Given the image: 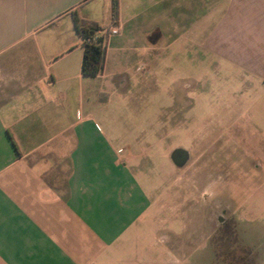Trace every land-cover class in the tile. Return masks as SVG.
Returning <instances> with one entry per match:
<instances>
[{
  "label": "crops",
  "instance_id": "crops-1",
  "mask_svg": "<svg viewBox=\"0 0 264 264\" xmlns=\"http://www.w3.org/2000/svg\"><path fill=\"white\" fill-rule=\"evenodd\" d=\"M75 14L101 33L120 27L98 75L82 73ZM160 70L179 73L182 90L201 87L220 105L216 130L188 135V184L221 185L211 198L188 197L194 226H208L212 202L225 200L226 120L232 144L247 146L254 168H264V0H119L117 19L112 0H0V264L169 263L170 233L158 236L151 226L161 221L152 214L158 179L138 168L150 152L167 156L150 122L161 108L97 110L106 93L128 107V89L159 81ZM188 71L201 81L188 82ZM145 118L144 127L130 125ZM170 158L176 165L174 150ZM254 183L250 197L263 202L264 181ZM230 214L256 257L244 228L256 235L264 219L243 223L234 208Z\"/></svg>",
  "mask_w": 264,
  "mask_h": 264
},
{
  "label": "rangeland",
  "instance_id": "rangeland-1",
  "mask_svg": "<svg viewBox=\"0 0 264 264\" xmlns=\"http://www.w3.org/2000/svg\"><path fill=\"white\" fill-rule=\"evenodd\" d=\"M176 74L160 70L153 78L156 80L158 77L159 81L146 82L145 79H140L137 85L128 89V107L121 104L117 98L113 96L112 98L108 93L100 95L97 99V110L102 113L115 111L131 113L132 109L135 108L141 114L146 115L156 112L157 105L161 108L162 115L160 119L151 120L150 122L160 127L163 140L161 152L164 153V150H167V153H165L167 156H158L156 153L150 152L140 160L138 168L144 170L145 173L150 171L149 174L152 173L158 179V184H155V186L159 189V195L154 198L155 207L152 214L158 215L161 221L151 223V226L154 234L158 236L161 233H170L175 251L172 252L169 263L166 262V264H255L251 259L252 256L256 258L257 264H264V231L260 230L255 235V232L249 231V226L244 228L246 229L245 235L252 244L251 248L255 251V257L254 254L249 252L250 249L246 244L247 240L244 241V238L240 236L238 226L235 225L232 215L228 214L230 217L226 219L230 226H216V229H213L211 220L206 222L208 226L199 227L201 229L194 226L191 221L188 212V197L191 196V193L204 192L208 193L211 198L212 192L217 191V188H221V185L209 184L205 187L200 184H188V171L185 170V167L179 168L176 166L172 162L170 154L176 148L188 149L191 144L188 137L191 130L197 131L205 127L216 130L219 125L217 118L220 105L204 99L201 87L190 88L189 91L187 87L182 90L179 83L174 80ZM180 74L186 73L180 72ZM187 74L188 82L192 76L201 81L199 71H188ZM215 90L217 89L215 88ZM105 97L106 100L111 98V101L110 104L104 107L101 104ZM152 97L155 98V104L148 102V99ZM191 98L194 99V103L193 100L191 103ZM166 102L172 103L169 105L170 108H167ZM146 121V118L137 121L130 120V125L144 127ZM225 122V158L227 163L223 167L224 169L220 167L219 171L223 174L229 172V175L227 174L228 177L223 179L222 196L225 200L222 202H226L229 207L228 212L231 213L234 208L235 214L244 221L243 223L255 218L264 219V201L255 202L256 199L254 201L250 197L251 192L258 185V183H254L255 179L258 182L264 181V168H254L247 146L232 144L233 132L231 128L233 121L229 119ZM214 171L217 173L216 168H214ZM215 173H212V175H215ZM146 174H144V180L147 179ZM167 189H169V192ZM173 190L176 193L175 196L172 194ZM163 203H165L164 207L161 206ZM214 203L212 202L213 206ZM215 205H217L216 209H219L218 204ZM213 210L209 215L210 217L214 213ZM208 234H210L209 243L207 241ZM165 256L162 254V259Z\"/></svg>",
  "mask_w": 264,
  "mask_h": 264
},
{
  "label": "trees",
  "instance_id": "trees-1",
  "mask_svg": "<svg viewBox=\"0 0 264 264\" xmlns=\"http://www.w3.org/2000/svg\"><path fill=\"white\" fill-rule=\"evenodd\" d=\"M119 13V0H112V16L117 19ZM76 27L83 39L84 55L82 60V73L84 75H98L105 66L107 48L102 44V37L94 40L96 32L103 30L97 22L80 18L75 14Z\"/></svg>",
  "mask_w": 264,
  "mask_h": 264
},
{
  "label": "flooded vegetation",
  "instance_id": "flooded-vegetation-1",
  "mask_svg": "<svg viewBox=\"0 0 264 264\" xmlns=\"http://www.w3.org/2000/svg\"><path fill=\"white\" fill-rule=\"evenodd\" d=\"M209 141L213 142L212 139H209ZM205 154L208 156L210 154V152L207 151ZM188 156H189L188 149H177L176 148L174 150V158H175L176 165L179 168L185 167V169L187 171H188ZM215 204H218L219 209H216L217 205H215ZM221 205H223V206H221ZM225 206L226 205L224 203H222L221 201H216L214 203V206H213L214 213L212 215V222H213L214 229H216V226H218V227L224 226V225L230 226V224L226 221L227 217H230V216H228V214H230V212H228V207H225Z\"/></svg>",
  "mask_w": 264,
  "mask_h": 264
},
{
  "label": "built area",
  "instance_id": "built-area-1",
  "mask_svg": "<svg viewBox=\"0 0 264 264\" xmlns=\"http://www.w3.org/2000/svg\"><path fill=\"white\" fill-rule=\"evenodd\" d=\"M120 33V27L117 24H113L108 31L101 33L100 31L96 32L93 36L94 40H98L102 37V44L107 45L108 38L113 35H117Z\"/></svg>",
  "mask_w": 264,
  "mask_h": 264
}]
</instances>
